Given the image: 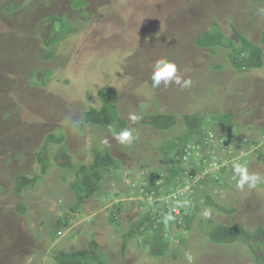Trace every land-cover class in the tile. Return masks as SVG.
Instances as JSON below:
<instances>
[{
	"label": "rangeland",
	"instance_id": "rangeland-1",
	"mask_svg": "<svg viewBox=\"0 0 264 264\" xmlns=\"http://www.w3.org/2000/svg\"><path fill=\"white\" fill-rule=\"evenodd\" d=\"M78 1L0 0V264H56L55 255L81 253L91 239L108 264H254L243 244L217 245L207 232L217 224L264 227V163L258 159L264 155V65L238 72L228 60L230 51L202 49L195 41L219 29L223 44L233 39L237 50L235 28L262 48L264 64V2L259 9L253 0ZM49 16L62 17L67 34L45 61L48 47L36 25ZM160 59L175 63L177 75L191 79V86L152 87ZM100 91L103 101L116 93L111 103L126 128L134 129L131 143L111 135L104 143L101 127L85 122L86 111L101 106ZM131 112L142 119L131 123ZM194 114L200 130L191 137L182 118ZM166 115L175 119L168 130L141 124ZM52 137H64L72 169L52 161L58 144L44 150ZM186 138L187 155L178 164L166 144ZM107 152L121 163L102 176L100 194L77 202L70 184L81 179L79 166L89 169L94 153ZM234 161L260 174L254 188L236 187ZM154 173L166 178L157 185L170 193L160 194L161 202L144 191ZM19 175L39 180L18 194ZM207 197L234 212L205 206ZM192 199L195 205H189ZM121 204L119 221L112 222L113 207ZM164 205L175 215H194L188 228L160 219L166 223V254L150 256L137 236L121 251L123 235L142 212L155 214ZM205 208L212 210L209 218L202 215Z\"/></svg>",
	"mask_w": 264,
	"mask_h": 264
},
{
	"label": "trees",
	"instance_id": "trees-1",
	"mask_svg": "<svg viewBox=\"0 0 264 264\" xmlns=\"http://www.w3.org/2000/svg\"><path fill=\"white\" fill-rule=\"evenodd\" d=\"M78 1V0H76ZM253 1H261V0H253ZM83 5L82 2L78 1ZM80 5V6H81ZM14 8H8V11L13 10ZM64 19L62 17L58 18L56 16H49L46 18L41 19L38 24L36 25V31L42 40V43L48 47V49L45 52H48L46 54H43L42 57L45 58V61H49L54 57V46L57 45L63 38L64 35L67 34L64 31V25L62 23ZM56 23H59V27H56ZM215 26L213 25L212 28ZM217 30V29H216ZM208 30L203 32L195 41V45L202 49H209V48H221L230 51L227 54L228 60L231 64V66L238 72H247L250 70H256L260 69L263 64V51L262 48L258 45H255L250 40H247L245 37L241 36L235 28L233 31L234 38L238 41L236 42V46H239L237 50L234 47V40L231 39L223 44L222 40H226L225 36L220 32V30ZM226 38H228L226 36ZM261 43L264 45V36L261 40ZM236 54L235 55H233ZM44 60V59H43ZM103 93L102 91L99 92V97L101 99V106L99 108H91L88 109L85 113V122L92 123L94 125H98L101 127L103 131L102 136L100 140L104 142L105 136H113L112 130L115 129L117 132L121 129L126 128L125 122L123 119L118 118L116 114V107L111 103V99L116 96L115 92L111 93V98L105 99L103 101ZM110 93V90L108 91ZM163 119L161 121L157 120H151L148 121H141V124L144 125H150L155 130H168L172 128L175 125V119L172 116L166 115L165 117H162ZM198 115H184L183 116V122L185 124L186 129L188 130L189 136L192 137L193 133L195 134L196 129H199V125L196 126V123L198 121ZM147 120V119H146ZM110 136V137H111ZM107 138V137H106ZM180 137H178L179 139ZM189 138V137H188ZM188 138H186L185 141L182 140L180 143H171L166 144V150L171 151L175 150V154L173 158L176 160V162L179 164L182 158H184L185 155H187L185 148L188 145ZM194 138V137H193ZM51 140L47 141L45 143L44 150L48 152V145L51 142H54L55 144H58V148L56 149L52 161L57 164V167L61 170H70L74 167V163H72L73 156L70 154L68 147L66 145H61L64 142V137H57V138H50ZM177 139V140H178ZM39 153V152H38ZM38 153L36 155V158L38 156ZM104 156H101L98 153H94V161L92 162V165L87 168L86 165H80L79 166V173L82 174L81 179H79L76 183L70 184V187L72 189H75L76 192L73 191V194L75 198L77 199V202H84L88 199H90L91 196L100 194V187H101V181L102 176L104 174H107L112 170L113 168H117L119 163H121L120 159L115 158L110 153L103 154ZM45 156V155H44ZM47 155L45 159H47ZM258 159L264 163V155L259 154ZM200 161V160H199ZM204 161H200V165ZM40 172H42V175H45V166L42 165ZM174 172V171H173ZM24 176H17L15 179V185L17 184V187L15 186L16 193H20L21 189L23 187H29L34 184H36L39 180V178H23ZM150 181L149 183H146L147 188L144 190L147 194H150L151 192L154 193L152 196L154 200H157L161 202L162 200L159 198L160 194L162 196V193H168L167 195H170L168 191L162 190V184L157 185V182L165 181V177L160 175V173H154L149 176ZM213 184H218L217 180L210 179ZM19 181V183H18ZM83 182V189H78L79 182ZM203 182V181H200ZM22 185V186H21ZM166 195V196H167ZM165 196H162V198ZM158 198V199H157ZM175 199H170L171 201H174V204L179 206L178 204V197H174ZM205 206H213L217 210L222 211L223 213L227 212H234L233 208L228 209L226 207H220L219 205H216L212 202L210 197L206 198ZM159 202H155L154 206H158ZM195 205L194 200L190 202L189 205ZM121 206H114V212L115 215H111V221L118 222L119 219L117 218L121 214ZM78 207H75L73 210L77 209ZM172 208V207H171ZM169 208L167 205H164L163 208L157 209L155 211V214H152V211H146L144 210L142 212V215L139 217V221L132 225V229H129L126 234L123 235V242L121 245V251H124L127 246V242L133 238L134 236H137L142 245L147 247L150 256L158 258L163 257L168 249V243L165 240L164 231H165V224L168 223L169 219L167 217L171 216V220H179L181 225H183V228H188L189 223L193 220L194 215L189 212L188 210L184 211L181 210V212L178 215H175L173 213V210ZM236 211V209H235ZM161 215V216H160ZM161 218H165L167 221L166 223L161 221ZM172 222V221H169ZM179 222H175L176 226H179ZM208 240L212 243H215L217 245H229L234 243H241L243 244L248 251L251 254L252 259L254 258V264H264V227L256 228L253 231L246 230L242 227H227L223 224H217L213 226L208 232ZM181 244H185V239L180 240ZM175 251H173L172 256L174 258ZM56 264H108L105 261V257L102 256V254L99 253V244L91 239L88 243L87 248L81 252V253H74V254H64L59 253L55 255L54 257Z\"/></svg>",
	"mask_w": 264,
	"mask_h": 264
},
{
	"label": "clouds",
	"instance_id": "clouds-1",
	"mask_svg": "<svg viewBox=\"0 0 264 264\" xmlns=\"http://www.w3.org/2000/svg\"><path fill=\"white\" fill-rule=\"evenodd\" d=\"M152 87L156 88L159 87L162 83L167 86L169 83H175L178 85H181L183 88L190 87L192 84L191 79H184L177 75V66L175 63L169 62L165 59H160L156 61L152 75ZM142 117L138 115L136 112H131L128 115V120L135 124L138 122ZM133 131L132 128H124L120 131H116L115 129L112 130L113 137L115 140H117L121 144H127L131 143L133 140ZM108 141L105 140L104 143H107ZM233 171L238 176L237 188H243L245 185H247L250 188H254L256 184L261 180V176L258 173H249L248 168L245 165H242L239 162H233ZM235 178V177H234ZM212 210L210 208H205L202 211V215L205 218H209L211 216ZM167 219L171 220L172 217L169 216Z\"/></svg>",
	"mask_w": 264,
	"mask_h": 264
},
{
	"label": "crops",
	"instance_id": "crops-1",
	"mask_svg": "<svg viewBox=\"0 0 264 264\" xmlns=\"http://www.w3.org/2000/svg\"><path fill=\"white\" fill-rule=\"evenodd\" d=\"M264 2V0H261V1H254L253 3H250V4H253L254 6H258L259 5V9L262 7V3ZM258 12H259V10H258ZM254 15H256V14H254ZM253 15V16H254ZM256 25V24H255ZM259 25V24H258ZM209 49H211V48H209ZM218 49V48H217ZM213 53L215 52V51H212Z\"/></svg>",
	"mask_w": 264,
	"mask_h": 264
}]
</instances>
